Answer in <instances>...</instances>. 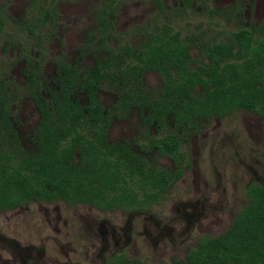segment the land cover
Returning <instances> with one entry per match:
<instances>
[{"label":"trees","instance_id":"1","mask_svg":"<svg viewBox=\"0 0 264 264\" xmlns=\"http://www.w3.org/2000/svg\"><path fill=\"white\" fill-rule=\"evenodd\" d=\"M53 2L39 6L29 24L17 25L21 36L3 30L8 23L0 4V34L7 33L6 44L16 45L24 64L21 87L0 77V212L30 201L99 212L149 210L190 166L182 147L203 121L246 112L264 122V39L242 29L231 39L197 46L193 59L195 45L169 25L147 27L139 40L123 38L115 29L117 0H107L75 61L62 53L48 59L59 16ZM46 59L53 67L49 78L43 75ZM148 73L161 81L154 98L143 88ZM106 88L116 97L110 110L99 98ZM20 93L39 116L31 149L23 146L10 111ZM134 109L156 131L132 145L138 153L108 141L112 122ZM147 154L167 158L172 170ZM246 200L230 230L201 240L186 264H264V188L249 185ZM108 264L132 263L118 257Z\"/></svg>","mask_w":264,"mask_h":264},{"label":"rangeland","instance_id":"2","mask_svg":"<svg viewBox=\"0 0 264 264\" xmlns=\"http://www.w3.org/2000/svg\"><path fill=\"white\" fill-rule=\"evenodd\" d=\"M46 1L0 0L8 23L3 30L21 36L17 25L29 24ZM50 1L59 16L55 37L47 45L48 59L62 53L73 62L107 0ZM163 25L195 45L190 55L196 59L197 46L231 39L242 29L264 39V0H117L115 29L123 38L139 40L143 29ZM8 40L2 31L0 77L21 87L24 64L16 45H7ZM92 62L91 57L84 61L87 67ZM52 73L46 59L43 75L49 78ZM143 88L148 97H157L158 75L146 74ZM115 99L110 88L100 95L105 110L113 108ZM10 106L20 140L31 149L38 113L21 93ZM155 136L154 127L136 109L125 119L113 121L108 131L111 144L126 147ZM132 149L138 153L137 147ZM182 151L190 166L149 210L99 212L62 201H30L0 212V264H108L118 257L132 264H186L201 240L230 230L247 204L249 185L264 188V122L246 112L203 121L201 129L187 137ZM147 156L166 171L172 170L167 158Z\"/></svg>","mask_w":264,"mask_h":264},{"label":"flooded vegetation","instance_id":"3","mask_svg":"<svg viewBox=\"0 0 264 264\" xmlns=\"http://www.w3.org/2000/svg\"><path fill=\"white\" fill-rule=\"evenodd\" d=\"M192 50V49H191ZM101 95V94H100ZM100 98V97H99Z\"/></svg>","mask_w":264,"mask_h":264}]
</instances>
